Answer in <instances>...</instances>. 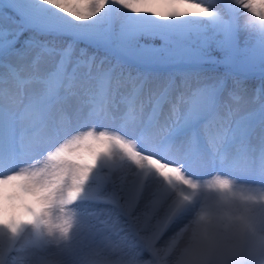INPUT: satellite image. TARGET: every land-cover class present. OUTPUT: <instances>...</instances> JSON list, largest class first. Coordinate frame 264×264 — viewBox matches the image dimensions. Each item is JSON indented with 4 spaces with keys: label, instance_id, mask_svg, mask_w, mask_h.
Wrapping results in <instances>:
<instances>
[{
    "label": "snow or ice",
    "instance_id": "snow-or-ice-1",
    "mask_svg": "<svg viewBox=\"0 0 264 264\" xmlns=\"http://www.w3.org/2000/svg\"><path fill=\"white\" fill-rule=\"evenodd\" d=\"M0 264H264V0H0Z\"/></svg>",
    "mask_w": 264,
    "mask_h": 264
},
{
    "label": "trees",
    "instance_id": "trees-1",
    "mask_svg": "<svg viewBox=\"0 0 264 264\" xmlns=\"http://www.w3.org/2000/svg\"><path fill=\"white\" fill-rule=\"evenodd\" d=\"M22 40H23V38H22ZM206 67L211 68L212 66H211V65H207ZM224 70H225V69H224V66H223V65H218V66H216V71H217V73H222ZM255 78H256V77L253 76V77H251V78L249 79V81H248V85H249V86L254 85Z\"/></svg>",
    "mask_w": 264,
    "mask_h": 264
},
{
    "label": "rangeland",
    "instance_id": "rangeland-1",
    "mask_svg": "<svg viewBox=\"0 0 264 264\" xmlns=\"http://www.w3.org/2000/svg\"><path fill=\"white\" fill-rule=\"evenodd\" d=\"M156 7H158L159 10L163 11V10H166V7H167V6L164 5V4H158V5H156ZM255 77H256V78H255V81H254V85L249 86V87L255 88V87H257V86L259 85V83H260L259 75H256Z\"/></svg>",
    "mask_w": 264,
    "mask_h": 264
}]
</instances>
